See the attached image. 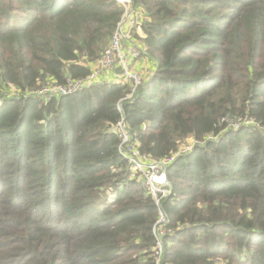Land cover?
I'll list each match as a JSON object with an SVG mask.
<instances>
[{
    "label": "trees",
    "instance_id": "trees-1",
    "mask_svg": "<svg viewBox=\"0 0 264 264\" xmlns=\"http://www.w3.org/2000/svg\"><path fill=\"white\" fill-rule=\"evenodd\" d=\"M134 2L157 70L122 116L128 83L33 95L100 66L115 1L0 0V264H155L160 209L122 118L149 161L197 144L167 170L163 263L264 264V0Z\"/></svg>",
    "mask_w": 264,
    "mask_h": 264
},
{
    "label": "built area",
    "instance_id": "built-area-1",
    "mask_svg": "<svg viewBox=\"0 0 264 264\" xmlns=\"http://www.w3.org/2000/svg\"><path fill=\"white\" fill-rule=\"evenodd\" d=\"M113 1L123 9V16L116 27L109 46L104 50L101 56L100 66H94L91 74L87 78L77 81L69 80L65 85L55 83L44 85L41 89L33 92V95L36 96V98L70 96L86 88L104 83H128L130 86V92L126 98L118 103V109L123 116L122 103L125 100H133L139 88L148 82L154 73L147 74L145 70L138 72L133 67V63L142 58L143 54L147 55V53H144L146 51L143 50L142 44L134 39V35H137L141 39H146L142 29L144 21L143 14L136 9L134 0ZM126 42H129V44H126ZM116 72L119 74L113 76ZM111 76L113 77L110 78ZM253 124L252 121L239 119V121L235 123H228V128L239 130L243 127H253ZM115 132L119 134L122 140L119 147L120 155L123 159L128 160L134 169L141 174L143 186L152 195L158 209H160L159 218L152 229L156 240L152 259L155 264H164V239L170 233V221L165 212L161 210V201L164 198L169 197L172 193V187L166 177L167 170L169 166L175 162L177 157L189 154L197 144L191 141L187 146L181 147V150L170 158L160 161H149L145 156H142V154L136 149L135 145L131 144V136L126 129L123 118L115 128ZM217 139L218 137H210L208 141H214ZM203 144L204 143L201 145ZM162 169L166 175L163 174L158 180L154 176ZM154 184L157 187H155ZM164 188H168L166 193L163 191Z\"/></svg>",
    "mask_w": 264,
    "mask_h": 264
},
{
    "label": "crops",
    "instance_id": "crops-1",
    "mask_svg": "<svg viewBox=\"0 0 264 264\" xmlns=\"http://www.w3.org/2000/svg\"><path fill=\"white\" fill-rule=\"evenodd\" d=\"M126 44H129V42H126ZM133 67L140 71L148 69L155 73V71L157 70V61L155 57H142L138 61L133 63Z\"/></svg>",
    "mask_w": 264,
    "mask_h": 264
},
{
    "label": "rangeland",
    "instance_id": "rangeland-1",
    "mask_svg": "<svg viewBox=\"0 0 264 264\" xmlns=\"http://www.w3.org/2000/svg\"><path fill=\"white\" fill-rule=\"evenodd\" d=\"M144 35L146 36L145 33H144ZM135 70L138 71V72H140V70H138V69H135ZM145 71H146L147 74H152V73H153L152 71H150V70H148V69H146ZM118 74H119V73L116 72V73L113 74V76H114V75L116 76V75H118ZM113 76H111L110 78H112ZM190 141H191V140H190ZM185 155H187V154H184V155H181V156H185ZM163 174H165V172H164L163 169H162L161 171H159V173H156L154 177H155L156 179L159 180V179L163 176ZM165 175H166V174H165ZM166 177H167V176H166ZM167 179H168V177H167ZM141 181H143V180H142V177H141ZM168 182L170 183L169 180H168ZM170 185H171V183H170ZM154 186L157 187L155 184H154ZM171 187H172V185H171ZM163 191H164V193H166V191H168V188H164Z\"/></svg>",
    "mask_w": 264,
    "mask_h": 264
}]
</instances>
